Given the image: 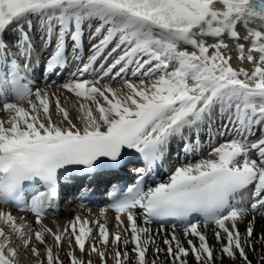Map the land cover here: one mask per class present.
<instances>
[{
    "label": "snow or ice",
    "instance_id": "obj_1",
    "mask_svg": "<svg viewBox=\"0 0 264 264\" xmlns=\"http://www.w3.org/2000/svg\"><path fill=\"white\" fill-rule=\"evenodd\" d=\"M0 64V205L33 216L0 208V264L21 246L35 264H264V0H0ZM61 90L80 98L75 120ZM128 164L95 219L43 222L62 184Z\"/></svg>",
    "mask_w": 264,
    "mask_h": 264
},
{
    "label": "bare ground",
    "instance_id": "obj_2",
    "mask_svg": "<svg viewBox=\"0 0 264 264\" xmlns=\"http://www.w3.org/2000/svg\"><path fill=\"white\" fill-rule=\"evenodd\" d=\"M217 6H220V5H217ZM241 28H244L243 26ZM245 29V28H244ZM210 41V39H207ZM112 86L113 87H120L121 85H118L116 84L115 82H112ZM50 93H57V88H51V89H47ZM60 95V99H61V103H62V106H66L67 105V108L69 110V112L72 113L73 115V119L75 120L77 114H78V102H79V99L80 98H77L75 97V95L73 93H69L67 92V90H61L59 93ZM73 104H76L77 107H73L72 105ZM50 112L52 113V118L53 120L57 117H59L56 113H55V109H54V104L50 103ZM3 114V113H2ZM0 118L3 119V118H6V113L3 114V115H0ZM59 119V118H58ZM0 208H4L5 210H10L8 207H2L0 206ZM74 212L75 213H70L68 215H64V217H60V218H44L43 219V222L45 224H48L50 227H52L54 224H59L61 227H63L69 220L73 219L75 215H79V216H83L84 213L83 210L81 209H78V208H75L74 209ZM13 215L17 216V217H24L22 214L20 213H15V212H12ZM96 216H89L87 217L89 220H92V219H95ZM106 217H107V227L109 229V232L110 233H113L115 232L117 229L114 227L115 225V215H107L106 214ZM26 218V217H24ZM85 218V217H84ZM122 218L123 215H122ZM27 219V218H26ZM111 219V220H110ZM30 221V220H29ZM109 221V222H108ZM138 222H140L138 220ZM125 223H127V221L125 220ZM257 224L258 226L260 225V221H259V218H257ZM91 226V225H89ZM238 227L241 228V230H243L244 228V225L243 224H238ZM153 230H156L157 229V226H152ZM214 228V225H209L207 227V229H205V233L208 237V240H209V244L214 246V249H218L219 248V245L217 244V242L215 241V239L213 238V233H212V229ZM172 231H175L176 235L181 239V242H185V237L183 235V230H177V229H171L169 227H166L165 226V234H170ZM94 234H95V229H94ZM111 237V236H110ZM192 238V237H191ZM111 239V238H110ZM194 239L195 241V238H192ZM157 244L160 246V247H164V245L162 244L161 242V237H157ZM196 242V241H195ZM188 245L186 244L185 242V247H187ZM129 247H131V245H129ZM21 254L25 257V256H28L29 259H27L29 262H31L30 260H33L34 257L33 255L28 252L27 250H25L22 246H21ZM148 258H151L152 257V251L151 249L149 250L148 252ZM163 255V254H162ZM62 258L63 257V253H62ZM93 256H95L93 254ZM87 258V257H86ZM36 259V258H35ZM65 259V264L67 263V259ZM188 260H189V264H193V259L191 257V255H189L188 257ZM35 261H33L32 263H34ZM225 264H228V261L226 260L225 261Z\"/></svg>",
    "mask_w": 264,
    "mask_h": 264
},
{
    "label": "rangeland",
    "instance_id": "obj_3",
    "mask_svg": "<svg viewBox=\"0 0 264 264\" xmlns=\"http://www.w3.org/2000/svg\"><path fill=\"white\" fill-rule=\"evenodd\" d=\"M232 55L238 57V53H236V52H233ZM231 63L233 64L234 67H239V66H241V62H240L238 59H234V60H232ZM242 66H243L244 68H246V69L252 67V65H251L249 62H247V61H244V62L242 63ZM66 107H67V105H66ZM69 115H70V117L73 118V115H72L71 112H69ZM58 118L60 119V117H58ZM58 118L56 117L54 120H58ZM63 217H64V216H63ZM188 238H191V237H188ZM194 242H195V241H194ZM40 251H43V249H40ZM61 255H62V253H61ZM77 255H79L78 252H77ZM33 257H34V256H33ZM35 258H36V257H34L33 260H30L31 262H29V261H25V264H35V262L32 263L33 261L36 260ZM85 259H87V258L85 257ZM92 259H93V261H94V264H97V258H96L95 256H92ZM66 264H67V263H66ZM109 264H111V260H109Z\"/></svg>",
    "mask_w": 264,
    "mask_h": 264
}]
</instances>
